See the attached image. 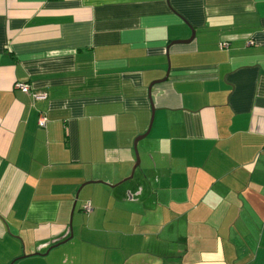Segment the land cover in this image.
<instances>
[{"label":"crops","instance_id":"crops-1","mask_svg":"<svg viewBox=\"0 0 264 264\" xmlns=\"http://www.w3.org/2000/svg\"><path fill=\"white\" fill-rule=\"evenodd\" d=\"M0 264H264V0H0Z\"/></svg>","mask_w":264,"mask_h":264},{"label":"built area","instance_id":"built-area-1","mask_svg":"<svg viewBox=\"0 0 264 264\" xmlns=\"http://www.w3.org/2000/svg\"><path fill=\"white\" fill-rule=\"evenodd\" d=\"M252 42H248V44H251ZM17 87L22 91V92H25V93H28L30 95H32L33 98L35 99H44L45 98V94H41V93H37L35 91H32L31 88H30V85L28 83H18L17 84ZM45 116H41L40 117V124L43 125L45 124ZM83 209L85 211H88L90 209V204L89 202H86L84 205H83Z\"/></svg>","mask_w":264,"mask_h":264},{"label":"water","instance_id":"water-1","mask_svg":"<svg viewBox=\"0 0 264 264\" xmlns=\"http://www.w3.org/2000/svg\"><path fill=\"white\" fill-rule=\"evenodd\" d=\"M193 36H194V32L192 31V36H191V38H192ZM191 38H190V39H191ZM150 126H151V123H150V125H149L147 131H146L145 133H143L141 136H139V138H137V139L134 140V146H133V148H134V152H135V159H136V161H135V165H134V167H133V170L136 168V166L139 165V161H140L139 153H138V149H137V142H138L139 139L145 137V136L149 133ZM131 176H132V174H131ZM131 176H130V177H131ZM71 235H72V232L70 233V236H71ZM61 241H63V240H60L59 242L55 243L54 245H57V244L60 243ZM54 245H53V246H54Z\"/></svg>","mask_w":264,"mask_h":264},{"label":"rangeland","instance_id":"rangeland-1","mask_svg":"<svg viewBox=\"0 0 264 264\" xmlns=\"http://www.w3.org/2000/svg\"><path fill=\"white\" fill-rule=\"evenodd\" d=\"M138 152H139V150H138ZM68 247H69V245H65V243H63V244H61L55 248L56 249L59 248L58 250H66V248H68ZM83 251H85V247L83 248Z\"/></svg>","mask_w":264,"mask_h":264}]
</instances>
